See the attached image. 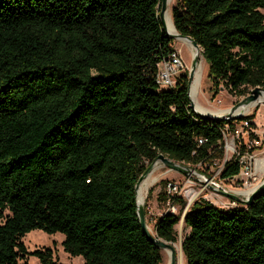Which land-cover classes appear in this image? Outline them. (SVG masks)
Segmentation results:
<instances>
[{
    "label": "trees",
    "instance_id": "obj_1",
    "mask_svg": "<svg viewBox=\"0 0 264 264\" xmlns=\"http://www.w3.org/2000/svg\"><path fill=\"white\" fill-rule=\"evenodd\" d=\"M161 1L0 0V264H61L50 248L27 251L34 230L62 234L82 264H160L137 216L139 176L159 154L211 165L224 128L251 120L195 114L186 75L158 87L173 50ZM171 19L199 46L214 94L264 89V0H174ZM239 170L230 160L220 178ZM180 217L163 214L154 235L175 243ZM182 221L184 264H264V191L227 210L199 199Z\"/></svg>",
    "mask_w": 264,
    "mask_h": 264
},
{
    "label": "rangeland",
    "instance_id": "obj_2",
    "mask_svg": "<svg viewBox=\"0 0 264 264\" xmlns=\"http://www.w3.org/2000/svg\"><path fill=\"white\" fill-rule=\"evenodd\" d=\"M174 5V0H170L167 4L166 17L169 16L171 19V8ZM172 21V19H171ZM172 49L179 50L181 52V56L185 61L189 70L192 65V55L190 49L179 42L177 39L173 40L171 45ZM199 63L203 64V73L201 75L200 83H199V93L197 97H195V103H200L203 107L207 108L210 111H219L223 109L231 108L235 103L244 98L249 92L252 90L251 88H246L242 96H235L234 94L229 93L226 89L221 88L217 94H214L211 90V83L208 79L207 65L201 56V51L199 49ZM198 69V67H197ZM196 69V70H197ZM189 72V71H188ZM188 77V73H187ZM194 81V78H193ZM189 95V94H188ZM189 97V96H188ZM191 99V98H190ZM193 102V101H192ZM197 108V107H196ZM199 110V109H198ZM255 110V111H254ZM200 111V110H199ZM202 112V111H201ZM217 115V114H216ZM222 115V114H221ZM250 116L251 120L248 121L247 125L245 123H240L233 121L232 125L234 128V132L229 131L227 135L224 137L223 142L225 144L226 140L232 139L235 130H239L242 126L243 135L247 136L246 133H250V136L256 137L262 141V146L257 152H261L264 148V107L257 106L253 108L248 114L243 117ZM223 157L222 159L213 160L211 165L205 164L203 166L196 165L195 167L180 164L183 166H187L190 169L196 171V174L185 175L178 171L172 170L166 167L163 163L157 162L161 166V169L158 172V179L156 183H154L148 190L146 194V198L143 205L145 212V220L148 227H150L152 233L154 234L153 228L156 220L161 217L163 214L170 212L173 214H181L182 215L188 210L186 206L183 210H181L179 205L172 204L171 200L167 198L162 200L158 198V196L165 194L167 195V184L168 183H176L179 186V193L183 195V199L186 201L187 199L184 197V192L192 188L196 192L195 199L193 198L191 204L199 199L206 200L212 203L214 206L227 210L235 207H245L244 204L236 202V204H232L229 198L222 195L221 193L214 192L207 184L212 180L213 183L224 184L226 189H242L244 186H239L235 181L223 180L220 178V173L223 168V165L230 161V155L226 153L225 148L223 147ZM161 163V164H160ZM198 172V173H197ZM205 174V175H204ZM206 175H211L210 179L205 177ZM264 179V175H262L259 180L256 178V181H253V184L260 183ZM260 181V182H259ZM252 184V183H251ZM244 199V198H243ZM190 204V205H191ZM7 214V212H5ZM180 217L179 223L174 227L176 233V242L171 244L174 252H175V264H184V258L181 251V243L183 238L188 233V228L185 227L182 218ZM1 222V221H0ZM149 229V228H148ZM22 241L27 249V251L31 252L35 249H43L50 248L53 253V258L56 259L61 264H82L83 259L79 256H70L66 252H64L62 247L63 235L56 233L53 235L45 234L42 231L34 230L26 234ZM161 255V263L160 264H169L170 263V254H166L165 250H160ZM29 264H39L38 259L34 256H28L27 258Z\"/></svg>",
    "mask_w": 264,
    "mask_h": 264
},
{
    "label": "built area",
    "instance_id": "obj_3",
    "mask_svg": "<svg viewBox=\"0 0 264 264\" xmlns=\"http://www.w3.org/2000/svg\"><path fill=\"white\" fill-rule=\"evenodd\" d=\"M188 71L189 68L183 60L181 52L179 50L173 49L166 57L161 59V61L156 64L155 82L160 89L172 90L178 85L179 80L183 75L187 76ZM240 123H245V125H247L248 121H240ZM229 131L234 132V128L231 130V128L226 126L222 131L223 139ZM246 134L247 136L243 135V128L241 126L239 130H235L232 139L226 140L225 144L223 142V147L225 148L226 153L230 155V160H235L240 167L238 175L234 178H231L230 181H235L239 186L242 187L250 186L254 181L253 179L255 178L256 173L255 158L258 155V153L255 152H257V150L262 146L261 140L256 137L252 138L250 133ZM207 185L214 192L216 191V193H219L220 190L234 193L235 190H228L223 183H213L212 180ZM191 189L192 188H189L184 192V197L186 199L187 191ZM166 197L168 200H171L175 197L183 198V195L179 193V186L176 183L167 184ZM241 198L245 197L241 196ZM230 201H232V204H236V201L231 199ZM187 204L189 203L187 202Z\"/></svg>",
    "mask_w": 264,
    "mask_h": 264
},
{
    "label": "water",
    "instance_id": "obj_4",
    "mask_svg": "<svg viewBox=\"0 0 264 264\" xmlns=\"http://www.w3.org/2000/svg\"><path fill=\"white\" fill-rule=\"evenodd\" d=\"M168 1L169 0H162L161 1V11H160V21H161L162 27L165 30L167 36L173 40L174 39H186L194 49L199 50L200 48L196 44V42L193 39H191L189 36H182L181 34H179L176 31L174 25H173V27H174L175 33H169L166 30L165 14H166V10H167ZM198 55L199 54H196L192 57L193 59H192L191 69L188 72V77H187L188 78V94H189L190 84L193 81V77H194L195 71H196L198 63H199V56ZM261 93H264V89L262 87H259V86L254 87L249 92L248 95H246L244 98H242L237 103H235L231 108L228 109V112L222 116H209L207 114H204V113L197 111L194 107L192 100L190 99V95H188L189 100H190L189 108H191L195 114H197L198 116L203 117V118H209V119H214V120H231V119H235V118L239 119V118H242L243 116L234 115V112L239 107H243V106L248 105L251 102L255 101ZM157 162H161L166 167H168L172 170L178 171V172L185 174V175H191L192 173L196 174L195 170L190 169L187 166L180 165V163L175 162V161L169 159L168 157H166L162 154H159L149 165H147L144 172L139 176V178L135 184V187H134L135 188V195H136V191H137V188H138L140 182L143 179H145L153 171L154 165ZM263 191H264V179L258 184V186L255 188V190L247 198H244V199L241 198V195L234 194V193L224 191V190H220L219 193H221L222 195L226 196L227 198H229L233 201L244 204L245 206H250L253 203V200L255 199V197L257 195H259L260 193H262ZM189 206L190 205L187 204L186 209H188ZM136 207H137V216H138L139 224H140V227L142 228L144 234L155 245V247H157L159 250L168 249L170 251V253H169L170 254V263L169 264H175V252H174V249H173L171 243L165 242V241L157 238L154 234H152L148 230L146 220H145L143 205L138 204L137 199H136ZM184 214L181 217L182 220H183Z\"/></svg>",
    "mask_w": 264,
    "mask_h": 264
},
{
    "label": "bare ground",
    "instance_id": "obj_5",
    "mask_svg": "<svg viewBox=\"0 0 264 264\" xmlns=\"http://www.w3.org/2000/svg\"><path fill=\"white\" fill-rule=\"evenodd\" d=\"M169 2H170V0L168 1V3ZM165 16H166V14H165ZM165 27L169 33H175V30L173 27V22L171 21L169 16L166 17V19H165ZM177 40L179 42L183 43L184 45H186L190 49L192 57L196 54H199V50L194 49L186 39H177ZM197 67H198V69L195 71V74L193 77L194 81H192V83L190 84V89H189V95H190L191 100L193 101L195 109L197 111L200 110L199 112L202 111L201 113L207 114L209 116H222V115H224L225 113L228 112L229 108L219 110V111H210L207 108L203 107L200 103H198V102L195 103V97H197V95L199 93V83H200L201 75L203 73V64L200 63V65ZM257 106H261V107L263 106L264 107V93H261L259 95V97L255 101L251 102L250 104L245 105L243 107H239L234 112V115L244 116V115L248 114L253 108H255ZM160 169H161V166L159 164L155 163L153 171L145 179H143L140 182V184L137 188V191H136V199H137L138 204L141 205L144 203L145 198H146V194H147L149 188L154 183H156L158 177H160V176H158V172ZM255 172H256L255 178L253 179L254 182L256 181V178L259 180V178L262 175H264V148L261 152H258V155L255 158ZM258 184L259 183H255V184L252 183L250 186H246V187L239 189V190H237V189L234 190V193L241 195V196L246 198L255 190V188L258 186ZM229 190H231V189H229ZM195 192L196 191L194 189L187 191V202L189 204H191V202H192L190 200H192L195 197V194H196ZM197 196H199V194ZM147 228H149L148 230L152 233V231H151L150 227H148V225H147ZM164 250H165L166 254L170 253V251L168 249H164Z\"/></svg>",
    "mask_w": 264,
    "mask_h": 264
}]
</instances>
